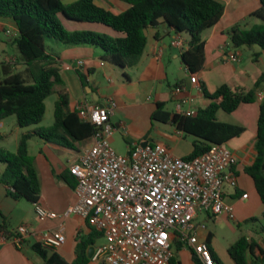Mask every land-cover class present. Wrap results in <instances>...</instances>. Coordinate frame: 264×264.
Listing matches in <instances>:
<instances>
[{
  "label": "trees",
  "instance_id": "16d2710c",
  "mask_svg": "<svg viewBox=\"0 0 264 264\" xmlns=\"http://www.w3.org/2000/svg\"><path fill=\"white\" fill-rule=\"evenodd\" d=\"M67 0H0V18L12 19L18 27L13 38L23 62L24 69L12 73L3 65L5 77L0 79V123L15 116L20 128L35 126L33 131L22 135L17 152L0 148V163L6 169L0 181L9 187V195L15 200L27 199L38 203L41 183L35 167V159L29 154V142L34 137L57 141L68 145L66 140L82 142L93 138L95 126L82 120L78 110H71L70 97L61 74L62 63L58 57L47 53V39L58 44L71 46H93L105 52L106 59L119 68H135L141 61L148 44L147 30L159 28L165 23L181 39L184 33L189 38L188 49L181 54L182 62L191 76L199 74L206 63L204 33L215 27L225 13L219 0H120L129 8L119 14L96 4V0H78L67 4ZM251 17L262 20V24L235 26L230 40L235 49L259 46L264 51V0ZM61 16L76 22L102 24L122 35L113 38L88 31L67 30ZM158 31L155 37L161 36ZM7 70V71H6ZM84 87L89 86L88 76L79 72ZM264 83V73L254 89L231 88L223 85L209 93L204 85L203 94L210 101L196 115L186 116L165 110V103H158L152 116L153 121L170 124L186 136L195 138L193 152L185 157L192 160L206 153L213 145H226L240 137L246 129L239 125L221 122L218 113L233 114L241 105L256 103L257 91ZM57 93L54 123L50 127H39L46 114V100ZM255 159L245 167L247 174L264 206V100L260 104ZM236 169V167H235ZM238 175V174H237ZM244 195V194H243ZM264 218V213H263ZM256 220V219H252ZM90 226V225H89ZM89 236L78 241L76 259L73 264H89V252L96 242L104 238L103 233L91 227ZM214 235L209 234L208 244L215 264H223L211 243ZM176 250L170 264H183L179 253L186 248L176 242ZM33 251L44 264H69L57 252L35 244ZM189 249L190 264H204L199 255ZM228 253L235 264H264L262 244L246 236L232 245Z\"/></svg>",
  "mask_w": 264,
  "mask_h": 264
},
{
  "label": "crops",
  "instance_id": "0c3cea01",
  "mask_svg": "<svg viewBox=\"0 0 264 264\" xmlns=\"http://www.w3.org/2000/svg\"><path fill=\"white\" fill-rule=\"evenodd\" d=\"M76 1L78 0H67L66 3L70 4ZM219 1L224 5L225 13L220 22L203 35L206 42V63L204 69L196 75L198 78L196 83H192L191 78L193 76L189 74L181 58L182 52L188 49L189 39L179 36L184 41V46L182 48L175 46L174 42L178 35L165 23H161L159 28L147 30V48L140 63L135 68L114 66L106 60L105 52L102 49L93 46L67 47L58 44L56 49L47 50V53L58 57L62 63L61 74L70 97L71 110H77L80 105H88L89 107L108 105L110 100H114L116 108L110 117V122L117 128V131L128 133V138H131V147L145 142L162 143L167 145L176 157L185 159L193 152L194 137L186 136L171 125L174 132L169 136L164 132H160L158 136L161 140L154 142L155 140L150 134L151 130H148L146 126L144 127L150 121V118L152 119L158 103H165L167 107V97H170L168 100L175 107L173 113L179 114L177 111L178 104L185 99H192L193 102L185 104L183 110L185 112L192 109L197 113L200 108H205L210 104V101L203 94V85L209 93L216 92L223 85H228L233 89L243 88L249 91L254 89L256 82L264 73L263 70L261 75L256 76L250 73L247 67H241V65H238L239 63L226 61V57L230 53H239L240 57L243 56L241 48L235 49L233 47L229 32L240 24H248L247 29L253 25L261 24L251 17L261 7L260 1ZM96 4L116 14L129 8L128 4L120 0H96ZM61 20L69 26L68 30L71 32L88 31L98 32L113 38L122 37L121 34L102 24L76 22L64 16H61ZM0 27L2 28V31H0V48L4 51L0 55V79H3L5 77L3 65L8 66L6 69L12 73H17L23 70L24 67L21 56H10L5 52V49L13 45V38L18 35L16 23L9 18H0ZM7 30H10L12 34L8 35ZM158 31L162 34L157 39L155 34ZM78 61L83 62V66L79 70L67 69L68 66H74ZM254 61L264 66V51L257 52ZM171 66L174 67L172 74L169 73ZM79 72L88 76V87H84ZM170 78L174 80L173 83ZM250 84L253 85V88H249ZM165 87L168 89L167 94L165 93ZM178 87H183L185 90L177 93L176 88ZM260 93L264 94V83L258 89L257 96ZM261 102L258 99L256 103L241 105L236 111L245 108V114L248 116L251 113L253 117H256L257 122L256 132L251 136V139L232 149L238 157L236 171L239 180L241 178L240 169L243 168L244 172L245 167L250 166L255 159L254 147ZM129 110H134L137 113L131 115ZM7 119L0 123L3 137H6ZM114 119L116 120L114 121ZM139 119L143 126L137 123ZM133 137H136V139ZM236 141L234 139V142ZM66 142L68 145L39 137H34L29 142V154L35 159V167L41 183L38 204L57 214L64 213L77 202L75 192L77 181L70 174L69 169L72 165L78 163L84 152L92 146L93 139L82 142H74L68 139ZM33 146L36 147L35 154L31 153V147ZM182 146L187 148L183 147V150H180ZM4 172L5 170L1 171L2 176ZM8 191L9 187L0 181V231H13L21 225H27L36 235L28 238L24 249H19L13 244L1 245L0 264H44L32 247L35 244L43 246L40 234L57 231L63 220L40 221L33 202L27 199L15 200L9 195ZM243 194L248 193L241 188L239 181L238 189L231 193L228 192L226 200L242 198ZM64 224L66 242L61 247L51 249V251L57 252L69 264H73L76 259L78 241L89 236L92 230L88 223L78 216H72L65 220ZM209 234L210 232L206 227L199 230V237L202 241H207ZM249 238L259 241L264 248V235ZM98 241L93 247L94 249L98 247ZM214 243L213 238L211 245L216 252ZM185 249L189 250L188 248ZM90 259L89 264H101L93 261L92 258ZM232 262L235 264L233 260Z\"/></svg>",
  "mask_w": 264,
  "mask_h": 264
},
{
  "label": "built area",
  "instance_id": "2783aa9c",
  "mask_svg": "<svg viewBox=\"0 0 264 264\" xmlns=\"http://www.w3.org/2000/svg\"><path fill=\"white\" fill-rule=\"evenodd\" d=\"M6 33L12 34L10 30ZM174 45L182 48L184 41L176 39ZM226 61L240 63V54L230 53ZM82 66L78 61L67 69ZM197 80L196 75L191 78L192 83ZM184 90L176 88L177 93ZM257 98L263 101L264 94ZM192 102L181 101L178 113L196 115L192 109L183 110ZM115 108L114 100L103 106L78 107L79 117L95 126L93 144L69 169L77 181L76 204L62 214L35 204L40 221L63 220L57 231L40 234L43 246L57 249L64 245V221L78 216L103 233L105 243L94 249L92 257L97 263L170 264L173 246L180 242L193 249L204 264H215L208 244L199 237L205 226L195 221L200 213L235 219V208L226 199L229 188L236 191L239 187L237 155L226 145H213L203 155L186 160L176 157L165 144L149 142L145 147L132 146L128 156L121 157L110 142L117 132L110 122ZM32 235L36 234L27 225L1 230L0 246L13 244L24 249Z\"/></svg>",
  "mask_w": 264,
  "mask_h": 264
},
{
  "label": "rangeland",
  "instance_id": "374dc122",
  "mask_svg": "<svg viewBox=\"0 0 264 264\" xmlns=\"http://www.w3.org/2000/svg\"><path fill=\"white\" fill-rule=\"evenodd\" d=\"M254 21H259L261 24L263 23L262 20L258 18H253ZM64 27L68 30L69 26L64 24ZM73 28V27H71ZM98 33V32H97ZM184 38L189 39L187 34L184 33L182 35ZM47 50L52 51V49H56V45L58 43L53 39H47L46 41ZM241 51L243 53V56H241L242 61L238 64L241 65V67H247L248 71L252 73L253 75L259 76L261 75L262 71L264 70V66L254 61L255 54L259 51H261V48L259 46H253V47H242ZM3 50L0 48V55L3 54ZM5 52L9 54L10 56H21L18 48L14 45H10L7 49H5ZM107 60V59H106ZM174 70V67H170L169 73L172 74ZM171 79V78H170ZM171 82L173 83L174 80L171 79ZM232 85V83H230ZM249 88H253V85H249ZM167 88L165 87V93L167 94ZM168 99L170 97H167ZM167 99V107L165 110L174 112L175 107L174 104ZM58 100L57 93L52 94L47 100H46V114L43 122L39 125V127H49L52 126L54 123V110H55V103ZM245 108H241L238 112H235L233 114H227L223 111L219 112V118L222 122L231 123V124H238L241 125L246 129V131L238 138L236 142L231 141L226 144L228 148L231 150L233 148H237L240 143L247 142L251 139V136L255 134L256 128H257V122L256 117H253L250 113L248 116L245 114ZM129 113L133 115L134 110H129ZM121 118V117H120ZM116 119H114L115 121ZM7 127L5 129L6 131V137H3L1 135L2 130L0 129V148H6L11 153L17 152L18 142L23 134L34 130L36 127H28V128H20L17 125V119L15 116L9 117L6 120ZM137 123H140V119L137 121ZM147 127L148 130H151L150 134L151 137L154 138V142H157L159 139V133L164 132L166 135L172 134L173 128L170 124H163L161 122L153 121L150 118V121L144 125V127ZM149 134V133H148ZM244 136V137H242ZM128 133L126 134L123 131H117L114 136L111 138V147L114 149V151L121 157H127L129 154V149L131 148L130 140L128 138ZM136 139V137H133ZM188 138V137H187ZM189 141V140H187ZM35 145V144H34ZM183 147L187 148L186 146H182L180 150H183ZM31 153H36V147H31ZM5 170V165L0 163V175L1 171L3 172ZM241 170V178H240V186L241 188L246 191L249 195V199L243 200V198L239 199H228L227 201L234 205L235 208V219L230 220L227 216H220L218 218H215L213 215H208L205 213H200L198 218L195 221V224L197 225H204L208 232L212 233L214 235V246L216 253L221 260L223 264H233L228 250L229 248L234 245L241 237H254L257 238L258 236L264 235V218H263V204L256 192V189L254 187V184L249 176H247L243 172V168ZM2 176V175H1ZM0 176V177H1ZM233 189H228V192H234ZM256 219V220H252ZM105 243V239L101 238L98 241V246L103 245ZM173 250L175 252L176 250V244L173 246ZM179 259L182 261L183 264H190V253L189 250L184 249L179 253Z\"/></svg>",
  "mask_w": 264,
  "mask_h": 264
},
{
  "label": "water",
  "instance_id": "95a60500",
  "mask_svg": "<svg viewBox=\"0 0 264 264\" xmlns=\"http://www.w3.org/2000/svg\"><path fill=\"white\" fill-rule=\"evenodd\" d=\"M148 143H149V142H145V143H143V146H144V147L147 146ZM93 253H94V248H92V249L90 250V254H89V257H90V258L93 257Z\"/></svg>",
  "mask_w": 264,
  "mask_h": 264
}]
</instances>
